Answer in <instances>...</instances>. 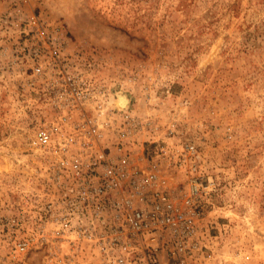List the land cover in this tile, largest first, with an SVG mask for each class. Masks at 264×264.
Wrapping results in <instances>:
<instances>
[{"label": "rangeland", "instance_id": "obj_1", "mask_svg": "<svg viewBox=\"0 0 264 264\" xmlns=\"http://www.w3.org/2000/svg\"><path fill=\"white\" fill-rule=\"evenodd\" d=\"M39 62L87 79L114 127L116 93L128 97L132 164L173 198L189 176L177 156L196 147L199 255L168 264H264V0H0V264H88L94 247L39 234L56 195L36 132L79 122Z\"/></svg>", "mask_w": 264, "mask_h": 264}, {"label": "built area", "instance_id": "obj_2", "mask_svg": "<svg viewBox=\"0 0 264 264\" xmlns=\"http://www.w3.org/2000/svg\"><path fill=\"white\" fill-rule=\"evenodd\" d=\"M29 22L36 29L37 20L31 17ZM51 52L52 56L56 54ZM40 54L38 46L31 51L38 61ZM64 67L39 62L32 68L36 76L53 72L61 76L67 95L64 101L79 120L68 127L74 115L67 112L55 124L36 132L37 147L51 156L50 180L56 195L44 208L48 217L40 219V238L48 224L53 239H65L72 246L94 247L95 259L88 264L196 260L199 207L202 197L208 195L207 187L195 175L200 158L196 147L184 144L177 156L175 164L186 166L189 176L184 193L173 198L160 188L155 174L132 164V149L127 145L134 142V118L121 110V125L112 126L111 121L105 120L110 114L91 83L78 79ZM88 103H95L90 115L84 111ZM109 135L115 136L114 141L106 144ZM29 245L30 241L23 240L18 249L24 251Z\"/></svg>", "mask_w": 264, "mask_h": 264}, {"label": "bare ground", "instance_id": "obj_3", "mask_svg": "<svg viewBox=\"0 0 264 264\" xmlns=\"http://www.w3.org/2000/svg\"><path fill=\"white\" fill-rule=\"evenodd\" d=\"M129 103L128 97L123 92L116 93V106L119 109H124Z\"/></svg>", "mask_w": 264, "mask_h": 264}]
</instances>
